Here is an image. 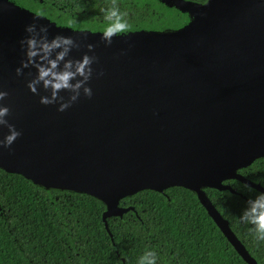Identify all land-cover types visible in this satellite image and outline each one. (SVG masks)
Instances as JSON below:
<instances>
[{"label": "water", "instance_id": "95a60500", "mask_svg": "<svg viewBox=\"0 0 264 264\" xmlns=\"http://www.w3.org/2000/svg\"><path fill=\"white\" fill-rule=\"evenodd\" d=\"M193 16L183 29L134 32L113 38L100 32L49 25L92 43L97 63L83 95L62 112L42 105L26 87L19 41L34 15L15 5L0 10V103L21 135L0 148V168L46 188L100 200L101 220L122 217L121 198L141 190L180 186L193 191L229 244L256 264L205 195L203 188L235 192V179L264 191L237 170L264 157V0H174ZM86 48L74 49L79 56ZM90 55L92 53H89ZM34 73V69L31 70ZM7 132L0 128V138ZM110 238L112 239V235Z\"/></svg>", "mask_w": 264, "mask_h": 264}, {"label": "trees", "instance_id": "16d2710c", "mask_svg": "<svg viewBox=\"0 0 264 264\" xmlns=\"http://www.w3.org/2000/svg\"><path fill=\"white\" fill-rule=\"evenodd\" d=\"M34 15L72 30L100 32L99 11L111 0H10ZM203 4L207 0H186ZM128 13L130 30L165 32L188 27L193 16L174 0H116ZM237 173L264 189V157ZM235 192L203 191L245 251L264 264V241L238 221L246 200L260 192L224 180ZM122 217L101 220L104 204L80 192L46 188L0 168V264H136L148 248L157 264H248L229 244L196 194L180 186L141 190L121 198ZM112 235V239L110 235Z\"/></svg>", "mask_w": 264, "mask_h": 264}, {"label": "clouds", "instance_id": "9594fccd", "mask_svg": "<svg viewBox=\"0 0 264 264\" xmlns=\"http://www.w3.org/2000/svg\"><path fill=\"white\" fill-rule=\"evenodd\" d=\"M9 6L11 5L8 0H0V10ZM99 11L104 22L99 40L109 46L113 38L123 36L130 30L128 13L121 9L116 0L100 7ZM42 15L43 13H37L24 27L27 35L19 41L23 58L20 66L15 69V74L20 76L23 69H30L26 74L29 77L26 80L29 92L39 97L40 104L56 105V110L62 112L82 95L91 98L93 93L89 81L94 72L96 76H101L103 70L97 71L93 67L97 63V57L93 52L95 46L92 43H82L77 36L61 32L49 37V25L40 23ZM81 47L87 51L79 58L71 55L74 49ZM33 69L34 73L31 71ZM7 95V91L0 90V101ZM8 115L9 107L0 103V128L7 129L0 138L2 149H10L21 135L6 119ZM237 219L241 224L248 226V232L254 239L264 241V191L246 200ZM157 261V252L148 248L137 257L136 264H157Z\"/></svg>", "mask_w": 264, "mask_h": 264}, {"label": "flooded vegetation", "instance_id": "af4514ba", "mask_svg": "<svg viewBox=\"0 0 264 264\" xmlns=\"http://www.w3.org/2000/svg\"><path fill=\"white\" fill-rule=\"evenodd\" d=\"M40 2H42V1L40 0Z\"/></svg>", "mask_w": 264, "mask_h": 264}]
</instances>
